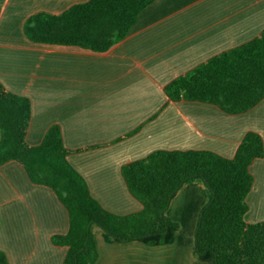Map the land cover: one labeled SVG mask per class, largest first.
<instances>
[{"label":"crops","instance_id":"crops-1","mask_svg":"<svg viewBox=\"0 0 264 264\" xmlns=\"http://www.w3.org/2000/svg\"><path fill=\"white\" fill-rule=\"evenodd\" d=\"M88 0H0V83L31 101L26 134L39 145L58 125L66 160L106 210L142 209L122 167L158 150H206L234 157L248 132L264 142V98L241 113L214 103L172 100L175 78L264 31V0H154L110 49L31 42L24 23L38 12L58 14ZM247 223L264 221V156L249 165ZM210 198L200 180L184 183L166 216L179 225L168 244L120 242L93 225L92 264H210L200 261L194 233ZM69 229L55 192L33 183L16 161L0 165V250L8 264H63L67 247L52 242Z\"/></svg>","mask_w":264,"mask_h":264},{"label":"trees","instance_id":"trees-1","mask_svg":"<svg viewBox=\"0 0 264 264\" xmlns=\"http://www.w3.org/2000/svg\"><path fill=\"white\" fill-rule=\"evenodd\" d=\"M153 1L88 0L58 14L38 12L26 19L24 34L34 43L104 52L129 33ZM166 93L172 100L214 103L229 113L249 110L264 98V31L175 78ZM30 119V99L0 83V165L18 162L33 183L51 188L68 211V232L52 236L54 244L67 247L63 264L94 262L93 225L120 242L168 244L179 225L166 216V210L181 186L193 180H200L210 195L194 233L200 261L264 264V221L244 220L253 185L249 165L264 156L259 134L248 132L231 159L206 150H158L125 164L122 175L127 188L143 207L117 215L91 196L83 178L67 162L69 150L58 125L47 130L39 145L26 142ZM0 264H8L1 250Z\"/></svg>","mask_w":264,"mask_h":264}]
</instances>
